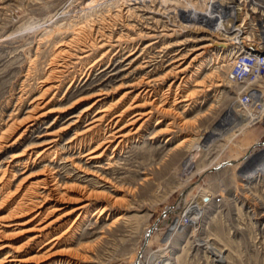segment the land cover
Returning <instances> with one entry per match:
<instances>
[{
    "label": "rangeland",
    "instance_id": "1",
    "mask_svg": "<svg viewBox=\"0 0 264 264\" xmlns=\"http://www.w3.org/2000/svg\"><path fill=\"white\" fill-rule=\"evenodd\" d=\"M87 1L0 0V134L16 120L0 145V264H53L57 257L132 264L135 256L141 264H264V123L241 129L249 119L226 79L229 66L220 65V46L181 44L210 36L194 29L161 34L142 4L88 11ZM202 45L179 68L188 66L184 73L171 72L176 53ZM132 52L130 58L139 56L128 69L130 60H123ZM58 66L62 72L46 82L58 87L43 96L54 95L47 107L56 112L23 132L31 124L23 119L29 105ZM147 89L158 102L130 106L125 117L153 109L135 138L114 154L112 146L104 167L85 164L103 132L81 134L88 118L72 126V116L105 93L95 109L112 104L111 117L144 103L135 96ZM181 96L188 100L171 107ZM50 137L55 151L37 155ZM44 179L58 183L45 201ZM31 185L37 190L29 194ZM83 204L87 214L78 224L76 207ZM37 209L45 212L34 218ZM185 216L189 223L180 224ZM39 225L46 228L39 232Z\"/></svg>",
    "mask_w": 264,
    "mask_h": 264
},
{
    "label": "bare ground",
    "instance_id": "2",
    "mask_svg": "<svg viewBox=\"0 0 264 264\" xmlns=\"http://www.w3.org/2000/svg\"><path fill=\"white\" fill-rule=\"evenodd\" d=\"M102 1L103 2H101L100 0L99 1L98 0H96V1L95 0H88L86 2V4H89V5L86 6V9H88V11H90V10H97V9L102 8V10H103V8H107V7H110L112 5L116 6L117 3H123V4L125 3L127 6H131V9L132 8L133 9H142V7H140L142 5H140V6H136V5L132 6V3H130L131 2L130 0H102ZM142 1H146V0H135L134 3L142 4L143 3ZM101 4H103L104 7L100 6ZM246 5H250L251 6V10H252V13H254V15L259 16L258 14L263 13V15H261V16H264V0H222V8L227 9L228 22H232L234 20L235 24H241L242 40L245 43H251V48H255V49L240 48V55L242 53H246V56H245L246 59H262V58H264V50H262V49H264V29L263 28L261 29V26L263 27L264 23H260V30L263 33V39H261V38H252L251 33H259V24H252L251 25L249 20H244V13L246 11ZM128 11H132V10L129 9ZM133 11H135V10H133ZM193 28L198 33L207 32L206 30H201L200 27H193ZM204 40H212V41H214L212 35L210 34L209 37H199L198 38V36H195L193 38L184 39L183 40L184 42H181V44H188L190 42H201V41H204ZM205 46H207V45L192 47V49L189 50L187 53H182V54L180 52L176 53L175 55H178V56L175 58V60L173 62L177 63V64L175 65L174 68L171 69V72L175 71L176 74H179V73H182V72L184 73L188 69V66H186V67H184L182 69H179V68L183 67L184 64H187V61L194 55L195 51L200 50V49L204 48ZM219 52H220L219 55L224 56V57L218 56L219 57V61H220V65H222L224 67H226V66L228 67L229 66V69H230V64H229V60H228L227 56H231L232 55V48L231 47H227V46H220V51ZM229 52H230V54H229ZM134 54H136V53L135 52L130 53L126 57L127 59L123 60V62L128 60V59L130 60V62L127 63L128 64V67H127L128 69L131 68V66L134 64V61H136L138 56H139V55L138 56L135 55V57L130 58ZM196 57L197 56H194L191 59V61L196 59ZM189 64H191V62ZM60 66H62V65H60ZM60 66H58L56 68H53L50 71V74L43 81L45 83L44 87L47 86V88H45L41 92V94L38 97H36L33 100V102L29 105L30 109L28 111H26V115H25V117H23V119L27 120V121H30L31 124L29 125V127L27 126L23 132H25L26 130H31L32 128L34 129L36 126H39L42 122H44V120L46 119L45 117H47L48 115H50L53 112H56V110L48 109L49 107H47V105L50 102H52V100L54 98V95L49 100L43 99V96L45 95V93H48L49 91H51V89H56L58 87L57 86V81H56V83L54 81H51L49 83H46V82H48V80H50V79L55 78L57 72H62V69L59 68ZM127 68L122 69L121 71H125V70H127ZM197 70L198 71L201 70V66H199L197 68ZM53 74H55V75H53ZM198 74H199V72H196L194 75L198 76ZM212 75L213 74L208 75L206 77H209V76H212ZM226 79H227V81H229V83L233 84L228 78H226ZM194 80L196 81V84H198V85L199 84L202 85L203 82H204V80L199 81L198 79H196V77H195ZM248 81L249 82H256L257 81V73H250L249 76H248ZM147 90L148 91H146V92L144 91L145 92L144 94L142 93L143 95L141 93H138L135 96V98L143 97L142 99H144V103L138 104V103H135L136 101H134L135 104H130L124 110L119 111L116 114H113L111 117H110L109 113H110V109H111L110 107H111L112 104H109L108 106H106L105 109H103L101 111L95 109V107L97 105H100L99 108H102L101 106H103V105H101V104L104 102V99H105L104 95H106L105 93L99 94L98 95L99 98L94 103H92L86 109L80 111V113L78 115L72 116V117H75V118L74 119H70L71 121L68 124V125H72V126L78 124L79 121H83V119H87L88 118L87 121H89V122H87V124H86V129L83 130L81 134H83V135L84 134L86 135V133L91 134L94 130H96L99 127H101L102 132H103V136H101V138L98 140V141H100L99 145L97 146L98 149H96V150L90 149L84 155L85 158L87 157V159L85 160V164L90 165V166H94L96 168L97 167H99V168L104 167L103 165H101L103 163V161H102L103 159L102 158H103V156H108L106 152L109 151L112 148V146H114L113 147V151H112V154H114L115 150H122L124 148V146L131 139L135 138V135L139 133V130L141 129V126L145 123V121L147 119L143 120L142 123L138 126V128H137L136 125L142 119H144L145 117H149L150 118V116L153 114V109H150V110H147V111L138 110L131 117L129 116L128 119L125 120V117L127 116V112L129 111L128 108L130 106H131V108H137V107L143 106L145 104V102H148V104H150V105L151 104L154 105V103L158 102V98H154V100L150 99V98H152V94L150 95L149 89H147ZM187 100H188L187 97L181 96L179 98V100H176V101H174L172 103L171 107L176 109V106L180 105L182 102L187 101ZM238 101H239V98H238ZM237 105H238V109L240 111L244 112L248 116L247 112L244 111L241 107H239V103L238 102H237ZM93 110H95V111H93ZM63 111L65 112V109ZM63 111H60V112H63ZM92 111H93V114H92ZM90 114H92V115H90ZM252 116H254V114H252ZM58 118H60V114H57L54 119L58 120ZM247 119H249V116L247 117ZM250 122H251V120H249V122L246 121L245 123H243L241 125V129L244 130L247 127L248 123H249V125L252 124ZM15 123H16V120H14L11 124H9L7 126V128L0 134V145L2 144V140L9 138L8 137L9 133H10V131H12L14 129V126L16 125ZM81 134L79 135V137L81 136ZM48 135H50V134H48ZM76 135H78V134H75V136ZM80 139H83V137L81 136V138L76 139L77 142L74 140L72 142L71 146L72 145H76L78 143V140H80ZM16 140L17 139H15V141ZM48 140L49 141H46L45 144H48L49 147L46 148L45 150H43L41 153H38L37 155H42V154L43 155L44 154L45 155H50L52 152L55 151V149L57 148L55 146H58V144H54V145H52V144L54 143V141L56 139H54L53 137H50V139H48ZM54 147H55V149H54ZM100 148L101 149L104 148V149L102 150L101 153L98 154L97 150H99ZM10 165L11 164L7 165L6 170L10 169L9 168ZM5 173H6V171H5ZM12 173H14V170H12ZM2 178L3 177L1 176L0 180ZM52 181L53 180L50 181L48 179H44V181H43L44 185L43 186H44L45 190H48L51 187V185H53V189L52 190H56V188H58V183H56L54 181L52 182ZM50 182H51V184H50ZM3 187H4V184L1 185L0 189L2 190ZM36 190H37V187L34 186V185H31L29 187V189L27 190V192L29 194H31V193H34ZM52 190L49 189L48 190L49 192L47 194H45V196L43 197L44 201L50 195V192ZM28 193H27V195H28ZM183 199L184 198H182V200ZM37 204H38V202H37ZM87 204L79 205L78 207H76V210L79 211V214L77 215V218H76L78 224H81V222L85 218V215L87 214V210H86ZM39 206H42L41 203H40ZM39 208H41V207H39ZM106 210H107V207L104 206V207L101 208L100 213L103 214L104 212H106ZM44 212H45V210H43V209H37V212L34 214L33 217L35 218V217H37L38 215H40L42 213L44 214ZM187 218L189 219V217H187ZM179 223L180 224L183 223V219L182 220L180 219ZM46 225H39V232H41L44 228H46ZM43 234L40 233L39 237H43L44 236ZM53 241H54V239L49 241V242H47V243H50V242H53ZM51 244L52 243H50V245ZM52 246H50L46 250V252H48V250L53 249V248H51ZM155 255H160V254L157 253V254H154V256L152 255L153 258H155ZM14 257H16V256H14ZM140 257L141 256H139L138 259H137V256H135L132 264H141L140 262H142V258H140ZM20 260L21 259H18V258H12L7 263L9 264V263H13V262H18ZM69 262H70V260H68L67 258L57 257L53 261V264H70Z\"/></svg>",
    "mask_w": 264,
    "mask_h": 264
},
{
    "label": "built area",
    "instance_id": "3",
    "mask_svg": "<svg viewBox=\"0 0 264 264\" xmlns=\"http://www.w3.org/2000/svg\"><path fill=\"white\" fill-rule=\"evenodd\" d=\"M134 1L130 3L138 4ZM142 2V5L150 8L149 17L152 19L150 23L155 24L153 28L156 30L158 27L161 34L168 32L182 34L190 32L194 29L193 27H200L212 35L216 49L217 46L231 47L232 55L227 57L230 64L227 77L236 87L239 107L247 112L250 123H264V58L246 59L240 55V48H255H251V43H245L242 40L241 24L228 22L227 9L222 8V0H146ZM244 20H249L251 25L259 24V33H251V35L252 38L263 39L260 23H264V16L254 15L251 6L246 5ZM249 73H257L256 82L248 81ZM262 145L264 147V143ZM177 219L178 217L175 220ZM183 219V222L189 223L187 217Z\"/></svg>",
    "mask_w": 264,
    "mask_h": 264
},
{
    "label": "water",
    "instance_id": "4",
    "mask_svg": "<svg viewBox=\"0 0 264 264\" xmlns=\"http://www.w3.org/2000/svg\"><path fill=\"white\" fill-rule=\"evenodd\" d=\"M140 255V254H139Z\"/></svg>",
    "mask_w": 264,
    "mask_h": 264
}]
</instances>
